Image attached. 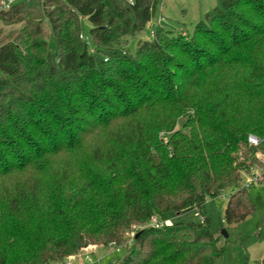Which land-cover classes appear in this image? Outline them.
Instances as JSON below:
<instances>
[{
    "label": "trees",
    "instance_id": "obj_1",
    "mask_svg": "<svg viewBox=\"0 0 264 264\" xmlns=\"http://www.w3.org/2000/svg\"><path fill=\"white\" fill-rule=\"evenodd\" d=\"M158 1L0 0V22L21 25L0 41V180L14 178L1 192L0 264L62 263L95 244L125 245L116 264H221L207 217L164 214L202 211L222 190V225L254 211L243 180L256 166L264 182V0H218L191 33L157 25L130 52ZM98 132L108 146L92 160L107 164L44 195L40 166Z\"/></svg>",
    "mask_w": 264,
    "mask_h": 264
},
{
    "label": "rangeland",
    "instance_id": "obj_2",
    "mask_svg": "<svg viewBox=\"0 0 264 264\" xmlns=\"http://www.w3.org/2000/svg\"><path fill=\"white\" fill-rule=\"evenodd\" d=\"M3 1L7 2L8 0ZM218 5V0H159L150 22L143 30L127 39L126 47L133 53L138 40L150 39L153 35L152 31L157 25L169 29L175 34L191 33L194 26L202 19V16ZM80 25L83 38L89 41V24L86 19H81ZM20 27V24L5 25L0 22V41L13 39L19 33ZM47 46L53 53L54 40L52 38L47 40ZM169 51L172 54L175 53V50L169 49ZM178 59L182 62V57H178ZM106 61L105 58L104 62ZM222 72L228 74L229 70L224 68ZM182 121H184V117L178 119L177 127H180ZM103 134V132H98L94 136L86 138L79 147L69 152L59 153L49 160L48 165L40 166L43 169L38 174L40 179L42 178L45 181L42 185L44 195L57 191V189H61L62 192H69L75 186L80 185L83 168L88 166L103 168L107 164V161L95 163L92 160L93 149L97 145H102ZM107 146L108 144L101 147L106 149ZM256 156L264 162V155L258 152ZM253 170L260 171L256 166ZM60 172H64V183L60 186L52 184L50 179H61ZM249 177L250 175L245 176L243 182L246 183ZM23 178L24 176L16 179ZM11 179L14 178L10 176L0 180L1 206L5 204L1 192L5 188H11ZM245 187L248 197L254 204V211L238 223L229 225L224 223L222 225L220 222L227 199V190L220 191L215 197H207L202 211L192 209L175 216L172 213H166L162 221L168 224L175 221L200 223L203 216H205L209 219L212 228L219 231L225 229L227 233V237H222L220 243L223 247L221 264H259L260 258L264 256V182L261 180L248 181ZM8 220V215L0 212V227H5L9 222ZM132 235L131 231L126 233L127 242L131 241ZM91 246H93L92 249L83 252L81 250L77 253L78 255L76 254L72 261H69V257H67L62 263L50 262L47 264H116L126 253V247L123 244L105 247L99 244Z\"/></svg>",
    "mask_w": 264,
    "mask_h": 264
},
{
    "label": "built area",
    "instance_id": "obj_3",
    "mask_svg": "<svg viewBox=\"0 0 264 264\" xmlns=\"http://www.w3.org/2000/svg\"><path fill=\"white\" fill-rule=\"evenodd\" d=\"M14 0H8L7 2L6 1H4L2 4V6H3V8L4 9H6V8H8V6H9V4L11 3V2H13ZM80 37H82L81 35H80ZM248 142L250 143V144H252V145H256L257 143H258V140H257V138L255 137V136H253V135H248ZM249 180L248 181H262V174H261V171H255V170H253L252 171V173H251V175H250V177L248 178ZM247 181V182H248ZM247 182L246 183H244L243 182V185L245 186L246 184H247Z\"/></svg>",
    "mask_w": 264,
    "mask_h": 264
},
{
    "label": "crops",
    "instance_id": "obj_4",
    "mask_svg": "<svg viewBox=\"0 0 264 264\" xmlns=\"http://www.w3.org/2000/svg\"><path fill=\"white\" fill-rule=\"evenodd\" d=\"M92 247H93V246L89 245V246H87L86 248H84L81 252L86 251V250H89V249H92ZM77 255H78V254H77ZM74 256H75V255H73V256H69V259H68V260H69V261H72L73 258H74ZM68 260H67V261H68Z\"/></svg>",
    "mask_w": 264,
    "mask_h": 264
},
{
    "label": "water",
    "instance_id": "obj_5",
    "mask_svg": "<svg viewBox=\"0 0 264 264\" xmlns=\"http://www.w3.org/2000/svg\"><path fill=\"white\" fill-rule=\"evenodd\" d=\"M220 234H221L222 237H224V238L227 237V233H226L225 229H221V230H220Z\"/></svg>",
    "mask_w": 264,
    "mask_h": 264
}]
</instances>
